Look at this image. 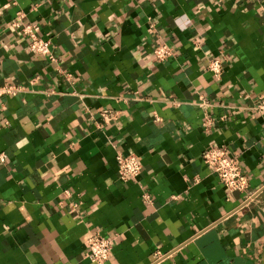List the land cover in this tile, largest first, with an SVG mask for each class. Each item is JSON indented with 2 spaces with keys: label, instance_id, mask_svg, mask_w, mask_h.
I'll return each mask as SVG.
<instances>
[{
  "label": "crops",
  "instance_id": "0c3cea01",
  "mask_svg": "<svg viewBox=\"0 0 264 264\" xmlns=\"http://www.w3.org/2000/svg\"><path fill=\"white\" fill-rule=\"evenodd\" d=\"M3 83L21 91L0 96V264H98L95 233L103 264H262L264 0H0ZM210 145L238 156L246 192L227 193ZM117 153L140 173L120 179Z\"/></svg>",
  "mask_w": 264,
  "mask_h": 264
},
{
  "label": "built area",
  "instance_id": "2783aa9c",
  "mask_svg": "<svg viewBox=\"0 0 264 264\" xmlns=\"http://www.w3.org/2000/svg\"><path fill=\"white\" fill-rule=\"evenodd\" d=\"M11 26L20 31L32 53L45 57L50 61H55L56 58L52 53L50 39L39 33L40 25L37 23H23L19 15L17 19L12 21ZM173 56V47L167 43H159L153 49V57L157 62L165 61ZM207 70L214 77H219L223 70L222 59L220 57L210 59ZM19 91H21L19 85L10 83L0 84V96L15 95ZM256 108L264 110V100L258 101ZM104 117L111 119L113 116L104 111ZM202 158L211 167L228 194L232 192L244 193L247 191L249 179L242 171L239 158L238 156L230 155L225 145H210L203 151ZM0 160H5V154H0ZM116 161L119 177L124 181L137 176L142 169L139 157L133 153H117ZM251 198L252 194L248 195L247 201ZM88 247L87 257L98 264H103L111 256L112 244L110 239L99 233H95L89 237ZM158 258H160L159 255Z\"/></svg>",
  "mask_w": 264,
  "mask_h": 264
},
{
  "label": "water",
  "instance_id": "95a60500",
  "mask_svg": "<svg viewBox=\"0 0 264 264\" xmlns=\"http://www.w3.org/2000/svg\"><path fill=\"white\" fill-rule=\"evenodd\" d=\"M262 264H264V250H263Z\"/></svg>",
  "mask_w": 264,
  "mask_h": 264
}]
</instances>
